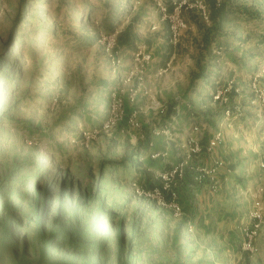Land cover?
<instances>
[{"label":"rangeland","instance_id":"374dc122","mask_svg":"<svg viewBox=\"0 0 264 264\" xmlns=\"http://www.w3.org/2000/svg\"><path fill=\"white\" fill-rule=\"evenodd\" d=\"M206 1L0 0V264L39 218L87 240L52 263L118 264L122 226V264H264V0H217L209 41Z\"/></svg>","mask_w":264,"mask_h":264},{"label":"trees","instance_id":"16d2710c","mask_svg":"<svg viewBox=\"0 0 264 264\" xmlns=\"http://www.w3.org/2000/svg\"><path fill=\"white\" fill-rule=\"evenodd\" d=\"M174 0H165V4L166 6L169 8L170 12L173 11V9L175 8V5H173ZM206 5L207 7H209L210 9V16L212 19V27H211V32H207V36L205 35V39L206 41H209V36L211 33V40L214 39V37H212V34H214V36H216L217 34H219V30H220V24L223 23V21H227L229 20V15L228 13H225L226 11H228V8H226V4H219L220 7H218L217 4V0H207L206 1ZM142 6H140L139 10L137 11L136 14H133V19L132 22L118 35L117 37V46L118 48H126V47H133V44L138 40L137 37V33L134 31V23L133 21H139V19L142 16ZM110 28H106L108 31L107 32H113L115 30V25H117V23H113V18H110ZM3 58V57H2ZM0 58V61L2 62V64H5V60L7 58V56L4 57V59ZM1 71H4V68L1 69L0 68V76H1ZM0 108H2L0 106ZM3 114V111H0V118L1 115ZM133 160V159H131ZM132 163V162H131ZM149 164L152 165L154 164V161L150 160ZM37 170H41L39 166H36ZM42 171L45 172V167L42 169ZM40 171V173L42 172ZM42 172V173H44ZM46 173V172H45ZM188 179V176H187ZM189 180V179H188ZM52 185L53 183L50 182L48 185H43L41 182L34 180L33 183V188L30 186L28 188V193L31 197H37V196H41V199H36V200H40L41 204L46 208V210H48V208L51 207L52 200H51V196L53 194V189H52ZM4 198V201L6 200V198L0 194V197ZM6 202V201H5ZM63 205L60 204L57 208H58V212L62 214V207ZM76 209V208H74ZM20 223H18V226L20 224L21 226V222L22 221H18ZM38 224V230H37V234H39L43 240H44V247L41 249L40 254H39V258L37 259V257L31 259L28 256V252L26 245H23V260H20L18 262V264H60V263H52L50 260L52 258L51 256V250L54 248V246L57 244L54 242V238L56 237V240H61V245L60 246H64V245H69L71 244V242L73 243V247H76L77 245H82V246H86L87 244V240L83 237V234L79 228L78 225H76V227H72V230L67 229H59V231L54 232V233H48L47 232V228L45 225V220L44 218H39V221L37 222ZM78 224V223H77ZM110 228H113V225H111ZM119 253H118V264H122L120 263V260L123 258V250H124V233H123V227L120 226L119 228ZM68 238L70 239V241H68ZM104 246V245H103ZM102 246V247H103ZM62 264V263H61ZM179 264V263H176Z\"/></svg>","mask_w":264,"mask_h":264}]
</instances>
